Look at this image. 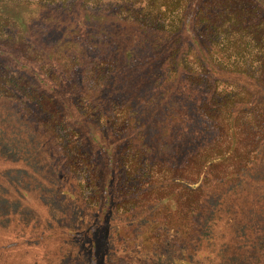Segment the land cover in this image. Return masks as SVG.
<instances>
[{"label": "rangeland", "instance_id": "rangeland-1", "mask_svg": "<svg viewBox=\"0 0 264 264\" xmlns=\"http://www.w3.org/2000/svg\"><path fill=\"white\" fill-rule=\"evenodd\" d=\"M0 2V40L62 92L0 53V264H264V104L171 73L179 46L202 64L160 12L191 0Z\"/></svg>", "mask_w": 264, "mask_h": 264}, {"label": "trees", "instance_id": "trees-1", "mask_svg": "<svg viewBox=\"0 0 264 264\" xmlns=\"http://www.w3.org/2000/svg\"><path fill=\"white\" fill-rule=\"evenodd\" d=\"M215 2L218 3L217 9L213 11H211L212 8L209 9L207 0H191L190 3L186 4L182 2H165L163 4L164 10L161 8L160 12L169 18L178 20L175 31H179L181 38L189 40L192 45L197 47V59L202 62L201 64L198 60L201 67H187L184 63V48L181 47L182 49H180L179 46L178 48H173L169 53L171 55L170 58L177 62V66L175 65L170 71L174 73L176 78L185 76L194 79L196 82H201V80L206 78H209V80L226 78V80L237 81L240 84L234 83V85L241 89V104L233 103L234 106L230 104L227 109L241 107V112H248L249 116L256 118L259 108L264 104V0H242L243 5H241V8L235 5L231 8L229 1L225 3L222 0H215ZM5 7V4H0L1 33H3L2 29L5 28V22L7 24L11 18H17L15 15H10L5 10ZM17 15L19 16V14ZM206 33L211 34V39H214V37L218 38L220 48L224 50L226 57L229 58L228 60H232V62L228 63V66L219 65L221 58H218L215 54L212 42L210 46L209 39L204 36ZM19 41L22 47L17 48L15 51L13 46L12 49L4 44L5 41L1 38L0 53L10 56L15 63L32 71L40 82L45 83V79L40 72L42 69L38 67V70L36 67L39 60L25 56L28 46L23 41ZM34 44L38 46L37 42ZM211 47L214 50H211ZM216 51L220 50L216 49ZM61 70L63 71V69ZM44 85L53 94H62L60 90L51 86L50 83L47 82ZM224 92L226 97L219 99V101H223V99L228 101L235 100L234 95L230 96L231 94H236L235 89L234 92L232 90H224ZM65 101L63 103L67 102ZM70 109L71 111L67 113L74 120L77 115L73 114L72 107ZM251 122L253 124V120ZM91 139L97 144H103L94 131L91 132ZM263 141L264 138L260 140V142ZM109 147H107L108 165L111 168L113 154ZM104 189L109 197V182ZM104 209H107V207ZM92 249H95V242L92 244ZM91 258L92 264H98L94 255Z\"/></svg>", "mask_w": 264, "mask_h": 264}]
</instances>
